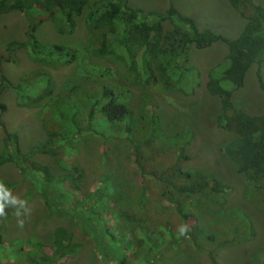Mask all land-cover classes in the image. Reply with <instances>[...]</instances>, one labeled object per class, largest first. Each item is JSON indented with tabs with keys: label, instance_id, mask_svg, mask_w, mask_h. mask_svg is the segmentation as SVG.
I'll return each mask as SVG.
<instances>
[{
	"label": "rangeland",
	"instance_id": "374dc122",
	"mask_svg": "<svg viewBox=\"0 0 264 264\" xmlns=\"http://www.w3.org/2000/svg\"><path fill=\"white\" fill-rule=\"evenodd\" d=\"M126 1L128 6L138 10L149 24L160 22L163 31L172 28L170 20L163 16L170 6L179 14L192 17L199 29L210 28L230 38H237L245 23L227 0ZM256 1L264 6V0ZM86 14L87 8L76 17L75 27L68 34L57 33L51 21H44L36 28L35 35L40 41L75 49L76 60L62 66L37 62L25 49L16 50L8 56L6 43L11 39H25L28 20L21 11L0 14L2 73L16 85L27 71L34 69L47 70L53 79V93L43 97L39 107H25L19 103L27 102L28 96H37V92L45 85L44 80L40 79L35 85L23 81L17 90L0 86V104L5 106L4 110L0 107V121L4 125H0V151L6 152L8 158L14 157L11 151L14 149L12 133H15L19 148L27 155L28 160L47 166L54 176L52 183L56 191H53L51 199L58 205L57 208H49L46 205L41 195L44 176L38 170L33 171L26 166L25 160H21L19 166L9 158L0 165V181L13 195L27 200L29 209L28 213H24L25 209L21 208L22 215L17 218L13 214L15 209L8 208L7 216L0 217V242L5 244V248H0V264H28V261L25 263V260L19 258L17 261L12 260L17 258L12 257L13 253L24 254L36 242L49 247L54 239L53 231L56 226L65 227L71 239L80 244V249L74 256L53 264H108L109 261L104 255L108 246L97 243L91 229L96 225L97 229L105 232L104 226L101 228L104 223L99 216L90 212L91 207L99 208L101 203H95L88 198L77 199L74 194L66 192V184L61 178L65 173L74 172L72 169L70 171L69 166L76 164L83 167L86 176L84 184L89 186L86 196L91 195L90 185L93 180H100L99 192L107 195L103 194L104 207L114 199L119 202L117 195H114V198L110 195L111 189H114L115 192H121L123 205L129 206L130 209L145 210L140 203L142 185H138V182L141 179L136 178V181L132 176L134 162L130 140L116 136L107 123L104 126H93L96 132L104 135V138L100 137L106 142H102L98 133L87 129L72 135L73 131L66 129L68 121L66 122L57 110L63 107L64 115H70V109L77 105L81 110L76 115V123L85 126L90 102L99 96L101 86L107 85L114 88L119 99L136 115L140 112L145 93L130 84L126 78V68L121 63L112 64L92 55L91 50L95 42L85 23ZM227 55L228 47L222 42L205 48L190 45L185 55L186 60L182 63L180 88L168 91L160 84H150L147 91L156 101L157 107L154 111L159 122V132L170 138L177 134L176 139L180 143L188 142L185 150L189 159L183 163V168L217 177L232 187V192L223 205L196 195L180 196V202L194 213L198 227H203L206 232L217 230L222 225H238L242 228L239 235L245 233L248 239L220 249L216 253V260L219 264H247L249 260L261 257L264 252V177L258 186H254L243 174L237 172L236 165L223 150L234 135L218 124L220 100L207 91L206 81L211 69L221 68L226 64ZM53 57L58 58L57 55ZM257 71V64L253 63L246 71L242 85L234 89L232 94L234 104L249 114H260L264 111V93ZM259 73L261 79H264V62ZM4 127L11 133L9 141L12 147L9 146L8 152L4 149ZM46 129L72 135L68 139L55 142L62 147L60 152L63 153L65 163L58 164L52 153L35 148L45 141ZM117 133L120 134V131ZM144 136V130L134 133V137L140 141ZM163 147L162 158L165 161L172 160L175 156L174 145L173 148L170 145ZM28 150L32 152L26 153ZM146 181L154 194H157L160 184L149 178ZM60 188L63 191H59ZM65 207L69 208L67 213L63 212ZM151 215L153 217L156 214ZM18 219L23 220V227L19 226ZM107 223L110 231H115L112 219L108 218ZM249 231H253L255 236L250 238ZM196 242L205 243L203 237H198L195 241L191 238H181L177 248L179 250L175 255L167 253L161 256L160 251L155 253L152 250L151 254H156V259L161 260L148 264H164L169 260L177 264H210L206 252L200 251L195 245ZM115 264L123 263L117 260Z\"/></svg>",
	"mask_w": 264,
	"mask_h": 264
},
{
	"label": "trees",
	"instance_id": "16d2710c",
	"mask_svg": "<svg viewBox=\"0 0 264 264\" xmlns=\"http://www.w3.org/2000/svg\"><path fill=\"white\" fill-rule=\"evenodd\" d=\"M227 1L245 21L237 38L226 37L210 28L199 29L192 17L179 14L173 6L163 14L170 20L172 28L163 31L160 22L149 24L138 10L128 6L126 0H0V14L21 11L28 20L25 39H11L6 43L8 56L16 50L25 49L37 62L51 66L72 63L77 58L75 49L40 41L35 31L42 22L51 21L57 33L68 34L75 27L76 17L87 8L85 23L95 42L91 50L92 55L112 64L121 63L126 68V78L130 84L145 93L139 115H136L119 99L112 86L102 85L99 96L91 99L85 126L76 123V115L81 110L77 105L70 109V115H64L63 107L57 109L60 116L68 121L66 129L72 130V135L85 129L95 133L93 127L95 124L104 126L107 123L115 131L116 136L128 139L132 143L134 162L132 176L136 181L138 178L141 179L138 185H142L140 203L144 211L142 208L130 209L129 206L123 205L121 192H115L114 189H111L110 195L112 198L117 195L119 202L114 199L104 207L102 198L103 194L107 195L99 192L100 180H93V185H90L91 195L86 196L89 186L84 184L86 181L84 169L76 164L69 166L73 173H65L61 178L66 184V192L74 194L77 199L88 198L95 203H101L99 208L91 207L90 212L99 216L104 223L101 228L104 226L105 232L97 229L96 225L91 229L95 241L108 246L104 253L108 264H115L117 260L123 264L156 263L155 260L161 258L156 259V254H151L152 250L155 253L160 251L161 256L167 253L175 255L179 250L177 248L180 246L181 238L182 240L191 238L195 241L198 237H203L205 243L196 242V247L206 252L210 264H219L216 253L220 249L248 239L245 233L239 235L242 228L238 225L228 227L222 225L217 230L206 232L203 227H198L194 213L180 202V196L196 195L223 205L227 202L232 187L217 177L183 168V163L189 159L185 150L188 142L180 143L176 139L177 134L170 138L159 132L157 128L159 122L154 111L157 107L156 101L147 91L150 84H160L168 91L180 88L182 63L186 60L185 55L190 45L205 48L216 42L224 43L228 47L226 64L209 71L206 89L220 100L218 124L226 132L234 135L223 147L224 152L236 165L237 172L243 174L254 186H258L264 177V111L260 114L246 113L234 104L232 94L234 89L242 85L246 71L253 63L257 64V76L264 93V79H261L259 73L264 62V6L256 0ZM54 55L58 58H54ZM36 70L27 71L16 85L2 73L0 67V86L17 90L23 81L35 85L40 79L44 80L45 85L37 92L39 93L37 96L34 98L28 96L27 102L19 103L25 107H39L43 97L53 93V79L47 70ZM0 107L2 110L5 109L4 105L0 104ZM93 119L95 122H92ZM0 125L4 126L1 121ZM138 130L145 131L141 141L134 137ZM4 131V149L8 152L9 146L12 147L9 141L11 133H8L5 127ZM96 133L104 138L99 131ZM12 134L14 149L11 153H14V157L9 158L19 166L21 160H25L26 166L33 171L38 170L44 176L41 195L49 208L50 206L57 208L58 205L51 199L53 191H56L52 183L54 176L47 166L28 160L27 155L19 148L16 134ZM71 136L55 129H46L45 141L35 148L49 151L53 159L62 164L66 162L63 153L60 152L62 147L55 142ZM102 142L106 141L102 139ZM165 145L175 147V156L170 161L162 158L161 153L164 152L162 147ZM29 151L32 152L28 150L26 153H30ZM103 152L105 153V150ZM9 158L6 152L0 151V165ZM148 178L160 184L157 194H154L147 185ZM59 191L63 190L60 188ZM68 210L69 208L65 207L63 212L67 213ZM151 213L156 215L152 217ZM108 218L114 222L113 232L108 227ZM182 229L187 230L180 235ZM53 235L54 239L49 247L36 242L29 246L30 250L24 254L20 252L18 255L14 252L12 257L17 258L12 260L22 259L25 263L28 261V264H53L74 256L79 251L80 244L71 239L65 227L56 226ZM254 236L255 233L249 231V237ZM0 248H5L4 242H0ZM164 264L177 263L169 260ZM247 264H264V252L261 257L253 258Z\"/></svg>",
	"mask_w": 264,
	"mask_h": 264
},
{
	"label": "clouds",
	"instance_id": "9594fccd",
	"mask_svg": "<svg viewBox=\"0 0 264 264\" xmlns=\"http://www.w3.org/2000/svg\"><path fill=\"white\" fill-rule=\"evenodd\" d=\"M13 208L15 209L14 215L19 218L22 215L21 208H24V213H28V202L25 199H21L16 195H13V192L2 182L0 181V217H6V209ZM18 224L20 227H23V220L18 219ZM187 229H182L180 235H183Z\"/></svg>",
	"mask_w": 264,
	"mask_h": 264
}]
</instances>
